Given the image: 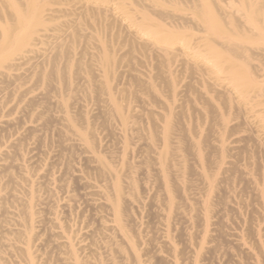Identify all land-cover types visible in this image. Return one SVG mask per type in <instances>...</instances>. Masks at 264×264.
<instances>
[{
	"label": "rangeland",
	"instance_id": "1",
	"mask_svg": "<svg viewBox=\"0 0 264 264\" xmlns=\"http://www.w3.org/2000/svg\"><path fill=\"white\" fill-rule=\"evenodd\" d=\"M0 264H264V0H0Z\"/></svg>",
	"mask_w": 264,
	"mask_h": 264
}]
</instances>
